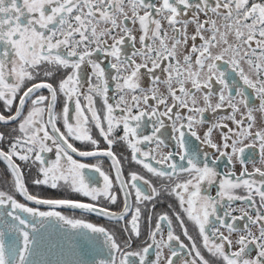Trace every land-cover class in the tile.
<instances>
[{"label": "snow or ice", "instance_id": "1", "mask_svg": "<svg viewBox=\"0 0 264 264\" xmlns=\"http://www.w3.org/2000/svg\"><path fill=\"white\" fill-rule=\"evenodd\" d=\"M0 164V264H264V0H0Z\"/></svg>", "mask_w": 264, "mask_h": 264}, {"label": "flooded vegetation", "instance_id": "2", "mask_svg": "<svg viewBox=\"0 0 264 264\" xmlns=\"http://www.w3.org/2000/svg\"><path fill=\"white\" fill-rule=\"evenodd\" d=\"M105 64H107V61H105ZM0 165H1L0 168H2L3 165L2 164H0ZM224 169H225V165L223 163H221V170L223 171ZM237 171H239V168H237ZM214 191L215 190H213V194H214ZM17 198L22 200L21 197H17ZM77 215H79V213H77ZM88 218H89V220H91L94 223L110 226V225H108V222L105 219H103V218H98V217H96L94 215L93 216H89ZM182 239H183V237H182Z\"/></svg>", "mask_w": 264, "mask_h": 264}, {"label": "rangeland", "instance_id": "3", "mask_svg": "<svg viewBox=\"0 0 264 264\" xmlns=\"http://www.w3.org/2000/svg\"><path fill=\"white\" fill-rule=\"evenodd\" d=\"M0 167H1V165H0Z\"/></svg>", "mask_w": 264, "mask_h": 264}]
</instances>
